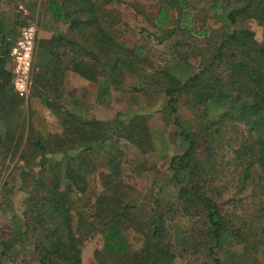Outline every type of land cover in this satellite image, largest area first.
Segmentation results:
<instances>
[{
	"label": "trees",
	"instance_id": "16d2710c",
	"mask_svg": "<svg viewBox=\"0 0 264 264\" xmlns=\"http://www.w3.org/2000/svg\"><path fill=\"white\" fill-rule=\"evenodd\" d=\"M157 1L155 14L129 4L153 30L142 29L138 35L144 43L131 45L125 37L128 31L122 30L126 24L115 13L117 6L126 4L123 0H49L47 14L54 23L68 26L67 33L39 38L34 56L30 97L55 113L62 127L60 135L49 136L37 132L30 121H16L23 116L25 100L14 91L9 60L19 33L2 23L0 13V139L4 135L2 146L14 147L13 155L24 162L21 178L27 198L19 223L24 230L17 226L15 233L32 235L31 240L37 237L34 249L40 264H83V247L93 237L102 242L94 253L99 264H173L179 256L197 253L204 254L207 264H246L244 258L247 264L262 263L258 244L264 246L263 229L245 216L237 223L230 219L208 191L217 192L211 186L215 170L211 152L226 140L224 128L231 125L245 128L244 140L233 148L238 185L257 186L264 194V36L258 40L245 27L250 20L264 24V0H200L204 3L200 9L190 0ZM157 47L163 54L153 62L149 53ZM84 55L92 62L81 61ZM67 69L99 83L101 105L109 106L115 93L131 92L135 97L161 94L163 107L146 114V104H138L108 120L63 112L49 94L55 88L56 99L62 100L58 91ZM128 75L136 77L132 87L126 85ZM182 100L205 120L198 132L182 122L178 110ZM159 114L172 121L176 129L172 136L183 150L170 158L160 178L164 185L174 182L177 187L182 219L199 216L188 219V229L164 210L159 200L162 185L145 206L146 220L139 211L144 201L134 202L124 193L125 153L119 140L141 156L154 153L149 120ZM199 148L204 149L206 162L199 159ZM100 157L108 172L99 174L104 192L93 197L90 177L98 171ZM131 232L141 238L138 250L129 239ZM251 232L259 237L256 242L246 238ZM2 245V255L13 249L11 244Z\"/></svg>",
	"mask_w": 264,
	"mask_h": 264
},
{
	"label": "rangeland",
	"instance_id": "374dc122",
	"mask_svg": "<svg viewBox=\"0 0 264 264\" xmlns=\"http://www.w3.org/2000/svg\"><path fill=\"white\" fill-rule=\"evenodd\" d=\"M123 1L126 4L119 5L116 8L119 10L122 9L124 12L126 26L122 28V30L128 31L125 37L131 45L143 44V39L138 35L139 32L144 28H148L150 31L153 30L143 20L142 16L137 14L129 4L137 3L144 8V10L141 9L144 13L151 14L158 9V1ZM48 2L49 0H0V13L4 20L2 23H4L8 29L11 28L19 34L27 26H35L37 28V41L39 38H50L52 33H67L68 26L54 23L51 16L47 14ZM190 3L192 6H198L199 9L204 6V3L200 2V0H190ZM115 13L116 15L119 14L118 12ZM119 18L121 20L120 14ZM245 27L255 32L258 40H262L264 36V24L256 20H250L245 24ZM157 49L158 50L155 52L149 53V58L153 62L160 60L161 53L163 54L161 47H157ZM134 84H136V77L128 75L126 78V85L132 87ZM97 86H99V83L95 85L92 84L91 88H89L92 92V97H90L91 101H89V103H84L81 99L78 100V98L70 96L68 93L65 94V108H70V110L75 109V111L81 115H83L82 113L85 111L86 114H84V116L87 117L92 116L100 120H108L113 119L117 112L123 111L125 108L138 106V104H146V111L144 112L146 114H150L154 109L158 110L163 107V100L160 99L161 94L150 93L147 97H135L131 92L115 93L112 96L109 106L106 104L100 105L96 103L95 97ZM69 87H71V84ZM66 92L68 91L66 90ZM22 108L23 116L16 119L18 124L30 121L35 130V126L43 130L44 125L51 130L52 124L56 123V118L52 115L51 111L45 109L42 102L37 98L29 97ZM193 108L194 107L186 106L184 100L178 105L179 114L185 127L191 132H198L201 128H204L206 122L200 116L199 111H194ZM168 120L167 116L163 114L155 115L154 117L150 116L149 124L153 131L156 148L155 152L152 154L141 156L138 152L134 151L132 146L125 143L123 139L119 140L120 148L123 146V151L125 153V157L122 160V179L125 185H127V188L126 190L124 189V193L127 192L129 196L127 199L131 198L134 202L140 199L144 201V204L140 207L142 211L138 210L143 213V218L146 220L149 216V210H145V206L149 202H152L154 192L156 193L158 187L162 185L159 200L165 207L164 210L169 213L170 218H173L179 223L178 226L180 225L188 229L189 220L195 221L199 219V216L197 215L190 219H182V214L180 210L177 209L178 206H176L177 187L173 184L174 182H169L167 185H164L165 183H163L164 181L161 179L167 172V165L170 158L183 153L180 147V141L172 136L176 132L175 126L172 121L169 122ZM216 128L217 127H214V130ZM244 130L245 128L243 129L241 126L232 127L229 125L224 128L226 140L222 141L221 144L216 143L213 147V152H211L212 156H210V162L215 168L211 174L213 178L211 186H213L217 192L207 191L219 202L221 211L223 214L228 215L230 219L237 223L239 218L245 216L244 219L246 221L254 223L256 225L255 227L262 228L263 232H261L260 237L264 241V237H262V233H264V194L254 185L241 189L237 180L238 173L236 171L233 148H236V146L244 140ZM36 131L39 132V130ZM54 131L56 132V129ZM0 132H2L1 129ZM1 135L2 134H0V137ZM4 139L5 136L3 135L2 139H0V172L2 178L0 182V264H40L34 249L37 237H33L32 241V235L21 237V234L15 233L17 226L19 227V223L23 220L25 200L27 198V194L22 190L23 180L21 178V169L24 166V162L19 161L20 157L18 155H13L14 147L9 149L2 146V141H4ZM26 140L27 138L23 139L24 146H26ZM7 149H9V152ZM26 152L28 155H31L29 150ZM198 155L199 159H203L205 160L204 162H206V153L203 148L198 149ZM101 159L102 157L96 159L98 171L90 177L93 197L104 192L99 174L108 172V169L104 167V161ZM82 200L86 202V198ZM137 212L138 211L135 212V217L140 215ZM22 229L24 230V227H19V231ZM253 234L254 233L251 232L249 236L246 237L250 242H256L255 239L259 238L255 237ZM128 236L130 241L134 244V249L138 250L142 246L140 236L135 232H131ZM3 243L13 245V249L6 255H2L3 252H5V246L2 245ZM258 245L260 249L258 259L261 260V264H263L264 246L263 244ZM101 246L102 242H100V238L93 237L88 239L83 247V264H99L94 257V253L99 250ZM241 246L244 247L245 245ZM242 247L237 248L238 257L240 256ZM217 256L223 259L222 252H218ZM241 261L247 264V258ZM207 262L203 253H197L195 255L185 254L179 256L173 264H207Z\"/></svg>",
	"mask_w": 264,
	"mask_h": 264
},
{
	"label": "built area",
	"instance_id": "2783aa9c",
	"mask_svg": "<svg viewBox=\"0 0 264 264\" xmlns=\"http://www.w3.org/2000/svg\"><path fill=\"white\" fill-rule=\"evenodd\" d=\"M37 43V28H24L10 49V69L13 74V88L19 98L27 101L32 90L34 56Z\"/></svg>",
	"mask_w": 264,
	"mask_h": 264
},
{
	"label": "crops",
	"instance_id": "0c3cea01",
	"mask_svg": "<svg viewBox=\"0 0 264 264\" xmlns=\"http://www.w3.org/2000/svg\"><path fill=\"white\" fill-rule=\"evenodd\" d=\"M149 1V0H148ZM118 13L120 14V16H121V20H122V23L121 24H124V12H123V10L122 9H120L119 11H118ZM156 13V11L155 12H152L151 14H155ZM149 14V13H148ZM83 45H84V47L85 48H90V46H88V44H86V43H82ZM71 58H72V53L69 51V55H68V60L70 61L71 60ZM80 60L81 61H84V62H86V63H91L92 61H91V59H90V57H87V56H82L81 58H80ZM42 71L41 72H43V69H41ZM56 72H57V67H54V68H52V73H54V74H56ZM69 84V85H68ZM70 84H71V87H69L70 86ZM92 84H96V83H94V82H92V81H90V80H87V79H85L84 77H82L80 74H78L77 72H75V71H73V70H71V69H67V71L65 72V75H64V79H63V83H62V86L60 87V91H58L59 93H62V100H59V99H56V93L57 92H53L54 90H56L55 88H52V90L50 91L51 93L49 94L50 95V97L54 100V101H58L59 103H61V106L63 107L62 108V111L64 112V111H70V112H74V113H77L76 111H75V109H73V110H70V108H65V106H64V101H65V94H67L68 93V95H70V96H73V97H75V98H78V100L79 99H81L84 103H89V101H91V98L90 97H92V92H91V89H89V88H91V86H92ZM98 84V83H97ZM81 86H82V88H81ZM50 90V89H49ZM66 90L68 91V92H66ZM78 91V92H77ZM98 91H99V86H97V90H96V94H95V97H96V103L97 104H99L98 103V101H97V95H98ZM31 95V94H30ZM88 98V99H87ZM77 100V101H78ZM95 102V101H94ZM101 105V104H100ZM44 108L45 109H47L45 106H44ZM72 109V108H71ZM48 110V109H47ZM49 111H51V110H49ZM51 113H52V115L56 118L55 119V121H56V123H53L52 124V127H51V130L49 129V128H47L45 125L43 126V130H41V129H39V128H37L36 126H35V128H36V130H39V132L42 134V135H44V136H49V135H60L61 134V132H62V127H61V123H60V120H59V118H57L56 117V115H55V113H53L52 111H51ZM77 114H79V113H77ZM83 115V117H87V116H84V114H86V112L85 111H83V113H82ZM79 115H81V114H79ZM90 117H92V116H90ZM89 117V118H90ZM100 120V119H99ZM56 129V132L54 131ZM58 130V131H57ZM28 137V133H26L25 134V138H27Z\"/></svg>",
	"mask_w": 264,
	"mask_h": 264
}]
</instances>
